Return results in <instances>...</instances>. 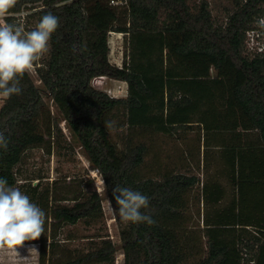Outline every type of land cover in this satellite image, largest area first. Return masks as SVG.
I'll return each mask as SVG.
<instances>
[{"label":"trees","instance_id":"1","mask_svg":"<svg viewBox=\"0 0 264 264\" xmlns=\"http://www.w3.org/2000/svg\"><path fill=\"white\" fill-rule=\"evenodd\" d=\"M24 9L34 28L49 12L59 27L35 65L39 84L26 73L21 92L0 106V131L9 141L0 148V178L17 186L27 152L48 141L57 151L77 145L103 182L102 194L85 189L92 184L86 181L64 196L56 187L21 183L46 214L44 235L25 242L38 243L37 264H115L117 248L108 237L81 253L55 239L64 225L100 222L102 195L118 208L115 186L146 195L149 207L141 211L155 221L122 226L123 264H187L165 221L184 212L180 195L198 176L189 169L137 176L145 144L121 148L111 131L170 133L192 125L202 131L204 171L214 160L218 165L202 181L204 248L192 264H261L255 260L264 250V51L248 54L244 40L264 16V0H17L6 22ZM111 32L124 36L121 65L109 59ZM98 75L124 81L126 95L94 88ZM156 95L159 103L146 104ZM154 106L157 123L147 117Z\"/></svg>","mask_w":264,"mask_h":264},{"label":"rangeland","instance_id":"2","mask_svg":"<svg viewBox=\"0 0 264 264\" xmlns=\"http://www.w3.org/2000/svg\"><path fill=\"white\" fill-rule=\"evenodd\" d=\"M24 11H27L24 9ZM264 19L260 17L251 24V28L245 34V49L248 54H254L258 51H264V27H261L259 21ZM27 33L34 28V24L29 19L20 14H16L12 22ZM109 59L112 63L121 65L123 54L126 50V44L122 33L111 32L108 38ZM42 59L36 63L43 61ZM36 65V64H35ZM35 65L30 71L36 84H39ZM113 82V81H112ZM115 84V82H113ZM111 83V84H113ZM124 85V84H123ZM114 87V86H113ZM122 96L127 93V86L123 87ZM160 95H156L152 100L147 99L146 104L156 105L159 103ZM4 98L0 97V106ZM50 104L53 113L56 112L54 106ZM156 111L149 112L147 117H152L150 122L157 123L159 118V106H154ZM146 117V118H147ZM63 132L68 136L64 122H60ZM141 127V125H140ZM144 128L122 129L120 131H111L112 137L118 143L119 147H126V144L143 143L146 146L144 160L141 165L135 168V174L139 177L154 176L157 174H168L171 172H188L198 176L199 182L192 188L186 190L180 195L181 204L184 212L180 216L169 218L165 221V227L173 237L180 251L183 253L185 263L192 264L200 256L204 248L205 229L202 224V202L201 185L202 181L213 172L218 166L216 161L210 165L208 171H204L202 166V131L196 125L187 126L170 133L161 131H146ZM159 130L158 126L155 127ZM116 133H119L116 135ZM69 138V137H68ZM125 140V141H124ZM127 142V143H126ZM20 174L18 187L22 192L20 185L23 182L31 181L32 185L39 183L40 188L56 187L62 196L67 191L79 190L84 182L91 181L92 184L84 186L85 189H95L96 192L103 193V182L97 170L92 169L86 158L81 154L79 147L74 145V150L61 148L56 150L50 142L46 141L42 146L30 149L19 167ZM38 177L36 179H33ZM26 179V180H25ZM220 183L228 186L223 176L219 177ZM24 193V192H23ZM112 205V204H111ZM101 206L103 219L98 223L88 224L78 221L74 225H64L59 229L55 239L64 242L72 251L76 253L86 252L93 248L99 242V239L108 237L116 246L115 264H123V253L120 249L119 232L126 223L122 221L118 214L114 213L109 207V200L102 195ZM113 207V205H112ZM114 208V207H113ZM116 209V208H114ZM233 233V231L231 230ZM230 233V231H227ZM51 240V239H50ZM35 247L39 254L38 243H25L17 249L22 258L29 256L28 249ZM37 254L30 255L27 262H20L18 258L9 250H0V264H37ZM242 264H251L242 262Z\"/></svg>","mask_w":264,"mask_h":264},{"label":"clouds","instance_id":"3","mask_svg":"<svg viewBox=\"0 0 264 264\" xmlns=\"http://www.w3.org/2000/svg\"><path fill=\"white\" fill-rule=\"evenodd\" d=\"M16 3L17 0H0V97L5 99L21 92L20 79L49 52L51 36L59 27V17L49 12L42 16L35 29L24 33L21 27L6 22L9 10ZM259 24L264 27V19ZM8 142L0 131V148L7 150ZM112 195L118 208L114 209L110 201L109 207L122 221L155 223L141 211L149 207L146 195L120 186L113 188ZM45 221V212L28 195L0 178V250L11 251L20 262H27L33 253L39 255L31 247L29 256L22 258L17 249L26 241H36L44 235Z\"/></svg>","mask_w":264,"mask_h":264},{"label":"built area","instance_id":"4","mask_svg":"<svg viewBox=\"0 0 264 264\" xmlns=\"http://www.w3.org/2000/svg\"><path fill=\"white\" fill-rule=\"evenodd\" d=\"M26 12L27 11L22 10L18 14L25 15ZM112 81L115 82V84ZM91 84L94 88L100 89L106 92L107 94L116 96V97L122 96V91L124 92L125 90L123 87L125 86L126 88L127 86V84L124 81L113 79L106 75H98V76L93 77L91 79Z\"/></svg>","mask_w":264,"mask_h":264},{"label":"crops","instance_id":"5","mask_svg":"<svg viewBox=\"0 0 264 264\" xmlns=\"http://www.w3.org/2000/svg\"><path fill=\"white\" fill-rule=\"evenodd\" d=\"M118 65V64H117ZM225 178V177H224ZM227 183V185H229L228 181H225ZM239 227V226H237ZM248 229H252L251 227H247ZM255 262H259L261 264H264V250H261L255 260Z\"/></svg>","mask_w":264,"mask_h":264}]
</instances>
